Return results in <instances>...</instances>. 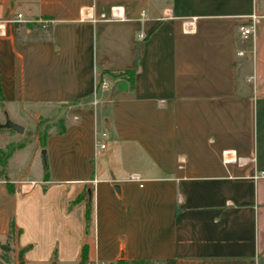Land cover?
Wrapping results in <instances>:
<instances>
[{
	"label": "crops",
	"instance_id": "crops-1",
	"mask_svg": "<svg viewBox=\"0 0 264 264\" xmlns=\"http://www.w3.org/2000/svg\"><path fill=\"white\" fill-rule=\"evenodd\" d=\"M110 8L124 20H79ZM15 13L54 22L5 25L1 111L62 110L52 137L87 141L71 178L5 177L22 263L78 264L85 245V264H264V0H0V18ZM251 15L256 33L240 39ZM123 70L132 88L108 92L102 71Z\"/></svg>",
	"mask_w": 264,
	"mask_h": 264
},
{
	"label": "rangeland",
	"instance_id": "rangeland-1",
	"mask_svg": "<svg viewBox=\"0 0 264 264\" xmlns=\"http://www.w3.org/2000/svg\"><path fill=\"white\" fill-rule=\"evenodd\" d=\"M32 26V25H31ZM137 51L140 52V42L136 43ZM115 79H108V92L115 86ZM118 82V81H117ZM4 109L8 115V119L13 123L24 128V132L18 135L9 130H0V149L3 150L8 145L21 144L22 148L16 149L8 158L5 168L3 169V177L0 176V243L5 248L0 249V264H18V251L11 249L13 241V231L9 238L1 235V232L8 227L9 221L12 222L13 201L9 194L5 192V177L8 182L21 178L23 180H38L44 174L46 168L47 176L55 179L71 178L75 175L73 169L77 170L82 166L83 157L87 152L86 136L81 142L77 141L78 148L72 146V141H58L52 132L59 131L58 122L51 125L57 120L58 115L61 116L62 110H52L49 108L34 107L26 111L14 106L4 105ZM42 113L43 118H49V125L38 124L39 122L34 113ZM100 112H103L100 108ZM45 115V117H44ZM101 116L98 115L97 133L103 131L101 124ZM3 122V114L0 109V123ZM44 130L47 134L44 139V144H39L37 136L43 135ZM60 132V131H59ZM48 137H50L48 139ZM105 140V139H104ZM4 151V150H3ZM41 151H44L45 161L41 158ZM95 163L90 162V169Z\"/></svg>",
	"mask_w": 264,
	"mask_h": 264
},
{
	"label": "trees",
	"instance_id": "trees-1",
	"mask_svg": "<svg viewBox=\"0 0 264 264\" xmlns=\"http://www.w3.org/2000/svg\"><path fill=\"white\" fill-rule=\"evenodd\" d=\"M102 73L109 74L113 79H122L124 80L123 83L127 84L129 88H132L133 86V79L135 72L134 70H123V71H118V72H111V71H102ZM2 102V95L0 92V103ZM39 124H43L44 121L41 119L38 122ZM60 132H61V127H59ZM47 134V131L44 130L43 135L38 136V142L39 144H44V139ZM22 148L21 144L18 145H8L5 147V149L1 150L0 149V176L3 177V169L6 166L8 158L11 156V154L16 150ZM44 171L46 172V168L44 167ZM44 172L43 178L46 181L47 180V174ZM1 179V178H0ZM4 185L6 187L7 192H11V184H8L7 182H4ZM84 200V193H81L77 195L74 199H72L68 203L67 209H70L74 207L76 204L82 202ZM83 220H84V233L87 232V229L90 224L91 220V202H88L84 205V212H83ZM13 231V226L12 222L9 221L8 223V232L6 234V237L9 238L12 234ZM5 248L4 245H0V249ZM25 249L19 250L18 253V264H23L21 260V255L24 252ZM86 261V247L85 245L82 246L81 251H80V260L78 261V264H85ZM111 264H174L172 259H167V260H162V261H125L123 259L116 260L115 262Z\"/></svg>",
	"mask_w": 264,
	"mask_h": 264
},
{
	"label": "built area",
	"instance_id": "built-area-1",
	"mask_svg": "<svg viewBox=\"0 0 264 264\" xmlns=\"http://www.w3.org/2000/svg\"><path fill=\"white\" fill-rule=\"evenodd\" d=\"M141 17L143 14H140ZM261 17L251 15L249 17V23L243 26H240L238 28V35L240 39L246 40L249 37H252L256 33V29L258 27L259 21ZM79 20H91L92 22H119L123 21L122 13L120 12L119 9L117 8H110L107 12V14L101 13L99 14L96 18L92 17H86L80 16ZM53 20H43V19H24L21 14L15 13L13 15L7 16L0 18V35L3 33L4 27L6 24H26V25H39L42 28L45 27V25L53 23ZM143 36L139 35L138 39H142ZM240 54V53H238ZM101 88H106L105 83L100 84ZM95 94V93H94ZM96 105V100L93 98L91 101V106L94 107ZM97 135L94 136V154H93V159L95 160L97 157V153L105 149V141L104 139L106 138V134L104 132L99 133V138ZM263 178V174L261 172H256L253 176L252 179L258 180ZM132 179L137 180V177H133ZM22 189V192H25V190ZM92 264H97V263H92ZM263 264V263H262Z\"/></svg>",
	"mask_w": 264,
	"mask_h": 264
},
{
	"label": "water",
	"instance_id": "water-1",
	"mask_svg": "<svg viewBox=\"0 0 264 264\" xmlns=\"http://www.w3.org/2000/svg\"><path fill=\"white\" fill-rule=\"evenodd\" d=\"M119 89L125 90V85L121 84L118 87H116L114 90L118 91ZM2 113H3V122L0 123V130H9V131H12L18 135L23 134L24 128L22 126L17 125L15 123H13L12 121H10L4 110L2 111ZM41 158H42V161L44 163V161H45L44 151H41ZM113 190L118 195V186L117 185H113ZM87 198L88 199L90 198V192L89 191H87Z\"/></svg>",
	"mask_w": 264,
	"mask_h": 264
}]
</instances>
